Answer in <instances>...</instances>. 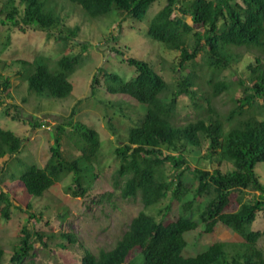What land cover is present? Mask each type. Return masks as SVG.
<instances>
[{"label":"trees","instance_id":"1","mask_svg":"<svg viewBox=\"0 0 264 264\" xmlns=\"http://www.w3.org/2000/svg\"><path fill=\"white\" fill-rule=\"evenodd\" d=\"M69 1L90 17L107 16L117 10L125 17L142 20L158 0ZM57 5L56 0H19V3L5 0L0 7V20L17 27L52 30L62 21ZM176 10L180 15L174 16ZM78 32L79 27L69 28L67 35L61 38L67 41L76 37ZM148 35L164 43L168 49L179 51V66L191 62L193 68L169 95L168 82L145 60L124 58L125 62L136 67L138 73L130 80L100 68L104 86L110 94L130 96L145 106L144 117L129 129L126 139L118 138L115 153L120 165L114 175L122 196L140 195L144 209L132 219L113 248L102 249L98 254L86 250L82 263L264 264L263 252L257 248L264 230L252 229L258 213L264 210V183L256 172L257 164L264 162V119L249 114L226 129L221 114L212 105V96L230 91L236 83L218 80L217 75L233 62H238L243 51H248L255 55L254 62L249 65L252 84L241 79L238 81L244 86V95L234 100L236 107L226 118L230 122L237 115L255 108L264 112V0H168L150 21ZM86 49L87 45H84L81 52L64 54L53 64L42 55L32 62L22 60L29 91L39 97H69L74 90L70 76ZM114 49L125 56L119 48ZM199 55L201 61H198ZM198 66L207 75L211 95L204 92L202 86L194 88L198 85L195 69ZM98 76H94L93 88L101 84ZM2 86L5 90L10 87L9 76L3 79ZM183 94L194 98L200 109L205 107L201 98L206 99L208 115L183 125L176 124L174 118L179 97ZM6 112L10 114L9 110ZM19 116L16 113L12 118L16 120ZM42 124L40 120L34 122L35 127ZM67 126L72 127L70 137L81 151L73 158L66 157L62 149ZM56 128L47 164L44 167L29 165L21 171L17 183L29 195L43 196L64 175L73 173L77 186H69L68 190L74 196H85L88 185L97 177L95 164L102 146L100 134L83 121L74 120L73 116ZM202 138L209 140L205 157L216 159L219 165L223 161L231 162V170L223 172L216 167L211 171L191 165L186 152L190 146L196 148L194 153L197 152ZM23 142L24 139L13 130L0 126V160L20 152ZM168 163L175 173H167ZM89 170L91 182L87 184L85 171ZM250 189L259 194L246 200L245 193ZM168 196L179 204L176 216L170 218L167 212L166 217L158 219L145 210ZM0 202H6L1 212L9 218L12 201L7 191H1ZM167 207L170 211L171 205ZM27 208L31 210L32 204L28 203ZM30 215L36 217L35 213ZM219 224L233 229L241 235L242 241L233 245L231 250L226 242L216 241L195 255L184 254L189 246L187 233L202 227L199 235L212 234ZM22 231L23 237L11 257V264H22L26 257L35 254L32 233L27 227ZM36 234L47 247L48 242L44 240L47 234L39 231ZM61 236L71 243L77 240L71 232L61 233ZM5 253L0 247V264H5Z\"/></svg>","mask_w":264,"mask_h":264},{"label":"rangeland","instance_id":"2","mask_svg":"<svg viewBox=\"0 0 264 264\" xmlns=\"http://www.w3.org/2000/svg\"><path fill=\"white\" fill-rule=\"evenodd\" d=\"M4 1L0 0V7ZM56 1L57 12L62 21L52 30L17 27L0 20V126L13 130L24 139L20 152L0 160V193L2 190L7 191L12 201L9 218L1 212L6 202H0V247L6 252L5 264H11V257L23 237L22 230L25 227L32 233L31 242L35 246V254L26 257L22 264H83L86 250L98 254L102 249L113 248L128 229L132 219L144 209L140 195L130 198L122 196L114 175L120 165L115 153L119 144L118 138L126 139L129 129L144 117L145 106L130 96L110 94L104 86V75L100 68L130 80L138 73L136 67L129 65L124 58L145 60L168 82V95L177 89L178 83L193 68L191 62H187L184 67L179 66L180 52L168 49L164 43L148 35L150 21L168 0H158L152 4L142 20L125 17L117 10L107 16L90 17L69 0ZM175 15H180V12L176 10ZM74 27H79L78 35L67 41L63 40L61 37L67 35L69 28ZM84 45H87V49L70 76L74 90L69 97H39L29 91L28 83L24 80L27 71L24 70L22 60L32 62L35 57L42 55L53 64L64 54L81 52ZM114 48L122 50L125 56L116 53ZM254 60L253 53L243 51L238 62H233L217 75L218 80L236 82L230 91L212 96V105L221 114L226 129L249 114L254 113L259 119H264V112L259 108L237 115L230 122L226 118L236 107L234 100L244 95V86L238 81L241 79L248 85L252 84L249 80V65ZM198 61H201V55ZM195 69L198 85L194 88L202 86L204 92L211 95L212 88L204 70L199 66ZM95 74L99 75L101 84L93 88ZM7 76L10 77V87L5 90L2 89V82ZM201 102L207 106L206 99L201 98ZM205 107L197 108L194 98L183 94L179 97L174 121L183 125L205 117L209 113ZM7 110L10 114H7ZM16 113L20 116L15 120L12 115ZM71 116L74 120H81L94 127L100 134L102 146L95 164L97 177L90 183L91 172L85 171L86 182L90 183L85 196H74L68 190L69 186H77L73 173L64 175L43 196L29 195L22 185H18V176L29 165L44 167L47 164L52 154L56 127ZM36 120L43 122L42 126L35 127ZM66 129L62 149L66 157L73 158L81 151L70 137L72 127L67 126ZM208 146L209 140L202 138L197 152L194 153V146L189 147L186 156L192 166L211 171L219 167L223 172L233 168L231 162L223 161L219 165L216 159L206 158ZM166 170L168 174L175 173L170 163ZM256 172L264 183V162L257 164ZM255 194L259 192L250 189L245 193V199L249 200ZM28 203L32 204L31 210L27 208ZM168 205H171L170 211L167 210ZM178 207V202L168 196L159 204L145 210L161 219L166 217L167 212L170 218L176 216ZM31 212L36 217H32ZM252 229L264 230V210L258 213ZM201 230L202 227H199L187 233L189 246L184 252L185 255H195L216 241L226 242L229 250L242 241L241 235L223 224H219L212 234L201 236ZM37 231L47 235L55 234L53 237H44L48 242L47 247L41 242ZM67 232L73 233L77 240L71 243L61 236V233ZM257 248L264 256V235L257 242Z\"/></svg>","mask_w":264,"mask_h":264}]
</instances>
